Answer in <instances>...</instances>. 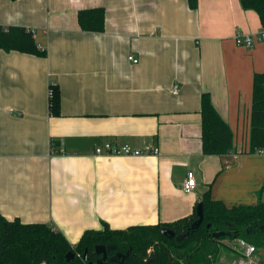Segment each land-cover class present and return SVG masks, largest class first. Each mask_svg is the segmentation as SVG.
<instances>
[{"label": "crops", "instance_id": "0c3cea01", "mask_svg": "<svg viewBox=\"0 0 264 264\" xmlns=\"http://www.w3.org/2000/svg\"><path fill=\"white\" fill-rule=\"evenodd\" d=\"M90 7H103L102 31L80 28L77 12ZM0 24L31 29L45 51L0 48L6 219L45 223L75 245L102 223L124 229L186 217L207 190L227 207L264 202V153L248 151L264 39L250 48L234 41L262 29L254 10L239 0H196L194 8L189 0H0ZM52 86L57 114L49 109ZM204 92L232 130L225 154L202 153ZM105 142L158 153L94 154ZM188 170L196 179L189 193ZM232 257L226 249L219 260Z\"/></svg>", "mask_w": 264, "mask_h": 264}, {"label": "trees", "instance_id": "16d2710c", "mask_svg": "<svg viewBox=\"0 0 264 264\" xmlns=\"http://www.w3.org/2000/svg\"><path fill=\"white\" fill-rule=\"evenodd\" d=\"M242 8L254 10L264 27V0H239ZM190 7L196 0H189ZM80 28L85 31H102L105 12L103 7H90L77 12ZM0 48L40 56L44 49L37 46L33 32L24 26L0 24ZM50 113L57 114L59 93L50 87ZM201 148L203 154H225L232 150V130L213 106L210 96L204 92L200 97ZM249 152L264 153V72L253 75ZM55 143L52 141V146ZM203 220L186 240L177 242L160 232L167 228L175 235L185 232L197 218L193 212L168 223L132 225L124 229H113L102 223L100 229L85 230L75 245L65 236L45 223H22L8 220L0 213V264H94L100 258L96 245H114L104 264H220L222 250H232L234 239H243L256 249H264V202L253 205L227 207L211 197L209 190L201 196ZM199 203V202H198ZM197 203V204H198ZM196 204V205H197ZM207 224L209 226L207 227ZM226 234L215 238L213 233ZM74 253L72 260L66 259L68 252ZM124 259L113 260L116 253H126ZM86 252V259L83 258ZM236 253V252H235Z\"/></svg>", "mask_w": 264, "mask_h": 264}, {"label": "built area", "instance_id": "2783aa9c", "mask_svg": "<svg viewBox=\"0 0 264 264\" xmlns=\"http://www.w3.org/2000/svg\"><path fill=\"white\" fill-rule=\"evenodd\" d=\"M264 39V27L255 33L243 34L237 33L234 36V41L237 45H241L246 48H250L256 41ZM128 59L136 62L137 59L133 55H129ZM172 93L177 92V86L173 85L171 88ZM50 96L52 89L50 88ZM52 144V143H51ZM158 149L153 146H146L142 149L131 147L127 144H113L111 142H105L101 145L94 147V154L96 155H127V156H139L145 154H157ZM196 186L195 174L192 170H188L186 173L185 180L183 182V191L192 192ZM235 245L232 247L233 257L229 264H260L254 258L256 248L243 239H234ZM236 252V253H235Z\"/></svg>", "mask_w": 264, "mask_h": 264}, {"label": "water", "instance_id": "95a60500", "mask_svg": "<svg viewBox=\"0 0 264 264\" xmlns=\"http://www.w3.org/2000/svg\"><path fill=\"white\" fill-rule=\"evenodd\" d=\"M196 215L197 218L191 223L190 227L183 233L177 234L175 235V233L173 231H171L170 229L167 228H163L160 230V232L164 235H168L169 237H173L175 236V240L177 242H180L181 240H186L189 238V236L192 234L193 230L196 229L197 227H199V225L201 224L202 220H203V206L202 203L199 202L196 206ZM209 226V224H207V227ZM226 233L224 231H218L213 233V237L218 238L221 237L223 235H225ZM114 249V245H96L95 246V252L97 254H101L100 258H98L94 264H104L107 260H108V252L110 250ZM128 255V251L126 253H116L114 255V257H112L113 260H117V259H124L125 256ZM74 258V253L73 252H68L66 254V259L67 260H72ZM84 259H86V252L84 253L83 256ZM172 262V258L169 255L168 258V264H171Z\"/></svg>", "mask_w": 264, "mask_h": 264}, {"label": "rangeland", "instance_id": "374dc122", "mask_svg": "<svg viewBox=\"0 0 264 264\" xmlns=\"http://www.w3.org/2000/svg\"><path fill=\"white\" fill-rule=\"evenodd\" d=\"M262 249H263V248H260V249L258 250V254H259V256H261V255H260V251H261ZM219 262H224L223 264H225V263L227 262V263L229 264V263H230V260L220 259Z\"/></svg>", "mask_w": 264, "mask_h": 264}, {"label": "flooded vegetation", "instance_id": "af4514ba", "mask_svg": "<svg viewBox=\"0 0 264 264\" xmlns=\"http://www.w3.org/2000/svg\"><path fill=\"white\" fill-rule=\"evenodd\" d=\"M100 256H101V254H100Z\"/></svg>", "mask_w": 264, "mask_h": 264}]
</instances>
